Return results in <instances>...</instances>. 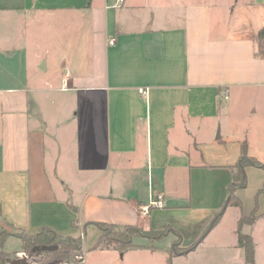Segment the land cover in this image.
I'll use <instances>...</instances> for the list:
<instances>
[{"label":"crops","instance_id":"obj_1","mask_svg":"<svg viewBox=\"0 0 264 264\" xmlns=\"http://www.w3.org/2000/svg\"><path fill=\"white\" fill-rule=\"evenodd\" d=\"M39 10L61 21L51 45L0 49V229L81 235L78 264L86 249L119 254L95 248V222L168 229L154 250L121 254L137 264H247L237 226L256 209L241 231L253 238L257 264L264 169L246 166L241 205H223L243 146L264 162V135L256 138L249 117L260 108L264 119V0H0L1 19ZM49 90L55 110L35 112L33 93ZM157 194L164 207L144 212ZM221 211L193 250L171 255V245L156 244L179 233L181 247L192 245Z\"/></svg>","mask_w":264,"mask_h":264},{"label":"trees","instance_id":"obj_2","mask_svg":"<svg viewBox=\"0 0 264 264\" xmlns=\"http://www.w3.org/2000/svg\"><path fill=\"white\" fill-rule=\"evenodd\" d=\"M248 165L258 166L264 169V164L249 157L245 153V145L242 148V155L238 162L230 165L232 170V179L227 186L228 196L224 202L223 210L227 206L235 205L240 206L241 202L237 198L235 192L238 189L245 188L247 185V176L245 167ZM264 190V188H263ZM1 210V209H0ZM256 209H254L249 215H242L238 220L237 235L238 245L243 250L244 260L247 264L255 263V247L253 238L250 234L243 233L241 227L244 223L252 224L256 218ZM222 211L219 212L210 222V225L204 231L202 236L188 247H181L180 235L177 233V239L172 244L176 246V252L172 248L171 255L173 254H185L190 250H193L202 238L208 233V231L218 222ZM100 231V236L95 244V248L100 249H114L119 252H125L131 249L147 248L150 250L155 249L154 242L162 239L168 232V229L163 230H143L134 225L117 226L105 222L93 223ZM74 225V223H73ZM84 232V230H83ZM9 235H15L21 240V250L28 252L31 249H38L43 246L56 243L57 248L48 250L47 261L43 264H50L55 261H62L67 263H77L83 260V241L81 235H61L55 232L49 226H43L35 233H28L23 230H15L13 233L5 232L4 229H0V246L4 247V242ZM146 238L149 239V243L138 244L135 243L133 238ZM39 250V249H38ZM15 252V251H14ZM12 253H6L0 250V264H5V258ZM79 257V260L77 258ZM170 261V258H169Z\"/></svg>","mask_w":264,"mask_h":264},{"label":"rangeland","instance_id":"obj_3","mask_svg":"<svg viewBox=\"0 0 264 264\" xmlns=\"http://www.w3.org/2000/svg\"><path fill=\"white\" fill-rule=\"evenodd\" d=\"M153 3H154V0H153ZM50 13L56 14V12L53 10H39V11L29 12L27 19L25 20H21L17 18H14V19L13 18L12 19L11 18L10 19L0 18V49L1 50L7 49L10 51H12L13 48L15 49L19 48V50L21 48L29 49V48H32L33 44L34 46L37 45L36 46L37 50L39 49V46L49 47L51 43H49L48 35L52 33V31L57 32V29H60V26L62 27V25H60L61 21H57V19H55V16L52 17ZM56 22H59V23L56 24ZM63 28L65 27L63 26ZM43 52H44V49H43ZM48 56H49L48 63L50 65L52 62L51 61L52 57L50 54ZM44 76H42V78H44ZM56 95H57L56 92L54 91L52 92L49 90L46 92V95H43V94L39 95L40 98L37 99L36 94L33 93V100L36 101V106L34 108V111L40 112V113L41 112L48 113V112L54 111L55 105H52L50 101H51V98H54L55 100ZM247 102H248V99L246 100V102L244 101V104L245 103L247 104ZM252 109L254 110V108ZM249 117L254 119V121L252 122H253V125L256 127V130H257L256 138L258 139L259 137H261V134L264 135V119H263V114L261 112V109L258 108L256 112H251ZM205 148L208 149L209 147L207 146ZM258 149L259 148H257L256 150ZM256 150L253 149V151L255 152ZM258 152L260 151H257V154H259ZM255 158L259 160L257 157ZM209 164H212V163L209 162ZM139 174L141 175L143 173L137 172L136 176H139ZM233 211L234 210L232 208L230 207L227 208V214H226L225 222L223 224V228L225 230L228 229V227L233 221V213H234ZM4 231L6 232L7 230L4 229ZM70 235H74V234H70ZM135 238H139V237H134L133 240ZM140 239L142 243H149V239H146V238H140ZM172 240H173L172 236H167L166 238H164L160 242H157L156 244H159V246H163V247H168L171 245L169 248L170 252H172L173 250L174 252H176L177 249L179 248H176V246H173L171 244ZM19 244L20 242L16 237H10L5 242V245H4L5 249L4 247L0 246L1 251H4L6 253H12L8 257L5 258V264H43L44 262L47 261V256L49 253L48 250L49 249L53 250L58 247L56 243H53L48 246H43L41 247V249L38 248L39 250L31 249L28 252H26L20 249L19 251L14 252L13 249L18 248ZM263 246L261 245V247ZM82 248H83V245H82ZM232 253H233V250H232ZM82 254L84 258V250ZM121 254L122 252H119V254H114V255L108 254L107 255L106 252H100L99 250H94V249L92 250L86 249L85 250V262L81 264H137L138 263V260L135 257L129 260H126V257L121 258ZM240 256H242V254H240ZM77 258L79 260L78 256ZM80 262L67 263V262H62V261H55L50 264H78ZM228 262H226L225 264H237V261L234 259ZM143 263L149 264V263H146V261H144ZM195 263H196L195 257L194 258L193 257L192 258L180 257L179 259L174 261V264H195ZM150 264H157V262L150 263ZM257 264H264V252L259 253V259L257 261Z\"/></svg>","mask_w":264,"mask_h":264},{"label":"built area","instance_id":"obj_4","mask_svg":"<svg viewBox=\"0 0 264 264\" xmlns=\"http://www.w3.org/2000/svg\"><path fill=\"white\" fill-rule=\"evenodd\" d=\"M120 1H122V0H120ZM114 42H115V37H110L108 39V43L109 44H113ZM138 90H139L140 93H143V94H145V92H146V90L144 88H139ZM228 95H229V89L228 88H224L221 91V98L222 99H227ZM164 205L165 204H164L163 196L161 194H157L154 197H152L149 200V203L147 205H144L142 208H143V211L146 212V211H148L149 208L160 209V208H163Z\"/></svg>","mask_w":264,"mask_h":264},{"label":"water","instance_id":"obj_5","mask_svg":"<svg viewBox=\"0 0 264 264\" xmlns=\"http://www.w3.org/2000/svg\"><path fill=\"white\" fill-rule=\"evenodd\" d=\"M45 66H44V63H42V65H40V68L43 69Z\"/></svg>","mask_w":264,"mask_h":264}]
</instances>
